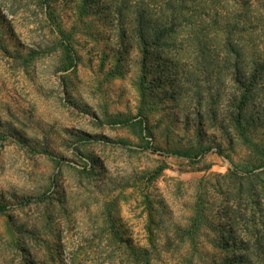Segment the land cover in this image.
I'll return each instance as SVG.
<instances>
[{
	"label": "rangeland",
	"instance_id": "obj_1",
	"mask_svg": "<svg viewBox=\"0 0 264 264\" xmlns=\"http://www.w3.org/2000/svg\"><path fill=\"white\" fill-rule=\"evenodd\" d=\"M135 1L0 0V264H264V19L143 45Z\"/></svg>",
	"mask_w": 264,
	"mask_h": 264
},
{
	"label": "trees",
	"instance_id": "obj_2",
	"mask_svg": "<svg viewBox=\"0 0 264 264\" xmlns=\"http://www.w3.org/2000/svg\"><path fill=\"white\" fill-rule=\"evenodd\" d=\"M128 1V0H127ZM150 1V0H149ZM164 4L169 10V17L163 18L164 11L158 12L161 18L153 16L155 9L146 6L147 0H136L133 7L140 4L135 11L133 20L134 29L131 31L143 45L150 40V34L155 36L156 40L159 37L170 36L178 29L177 34L185 33L192 36L190 39L195 40L199 35L208 42L214 41L213 46L220 47L228 55H237L239 46L238 39H241V34L256 30L255 25L263 21V15L255 8L256 2H260L264 8V0H166ZM187 13V14H185ZM173 18V19H172ZM170 20V21H167ZM176 19V20H174ZM172 20V21H171ZM254 25V26H253ZM204 34L212 36L206 38ZM200 39V37H199ZM151 41V40H150ZM188 42V37L184 41ZM178 46L181 47L182 41L178 40ZM235 68V61H234ZM156 151V150H153ZM207 150H204L206 152ZM202 153V154H203ZM171 155L189 157L174 151ZM200 155V154H199ZM162 168L155 171L158 175ZM250 174V172H245ZM48 197L42 194L37 198H28L21 200L20 206L28 205L32 202L44 201ZM6 206H1V210H5Z\"/></svg>",
	"mask_w": 264,
	"mask_h": 264
}]
</instances>
